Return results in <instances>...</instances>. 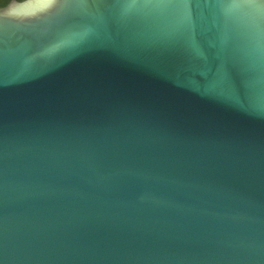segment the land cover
<instances>
[{"label":"water","instance_id":"95a60500","mask_svg":"<svg viewBox=\"0 0 264 264\" xmlns=\"http://www.w3.org/2000/svg\"><path fill=\"white\" fill-rule=\"evenodd\" d=\"M0 264H264V0L0 7Z\"/></svg>","mask_w":264,"mask_h":264},{"label":"flooded vegetation","instance_id":"af4514ba","mask_svg":"<svg viewBox=\"0 0 264 264\" xmlns=\"http://www.w3.org/2000/svg\"><path fill=\"white\" fill-rule=\"evenodd\" d=\"M12 1H14V0H0V7H5L9 3H11ZM16 1H18V0H16ZM22 1H25V0H22ZM4 3H8V4H5V6H2Z\"/></svg>","mask_w":264,"mask_h":264},{"label":"trees","instance_id":"16d2710c","mask_svg":"<svg viewBox=\"0 0 264 264\" xmlns=\"http://www.w3.org/2000/svg\"><path fill=\"white\" fill-rule=\"evenodd\" d=\"M19 2H22V0H18ZM5 4H8V3H4L2 6H5Z\"/></svg>","mask_w":264,"mask_h":264}]
</instances>
